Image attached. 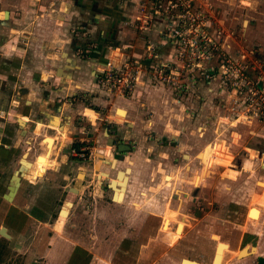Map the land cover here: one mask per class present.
Listing matches in <instances>:
<instances>
[{"label": "rangeland", "instance_id": "1", "mask_svg": "<svg viewBox=\"0 0 264 264\" xmlns=\"http://www.w3.org/2000/svg\"><path fill=\"white\" fill-rule=\"evenodd\" d=\"M228 1L232 2L233 11L239 1ZM217 5L226 11L231 4L227 7L224 0H217L214 6ZM1 8H12L13 16L12 19L5 18L3 13L0 19V225L6 224L17 230L19 238L7 240L0 234V264H180L182 257L210 262L216 244L212 237L214 233L230 246L224 252L221 264H257L258 257L264 255V203H255V195L259 196L264 189L261 184L264 182V146L255 144L249 132L248 139L243 134L230 133L222 114L223 100L218 82L209 87L203 82L191 94H178L174 91L163 93L158 88L160 83L149 79V83L155 84L153 89L131 101L139 110L143 108L136 114L138 119L146 120L140 126L127 122L125 125L113 121L107 123L103 114L98 116L97 113L95 118L87 120L81 112L85 111L84 107L96 109L97 103L105 106V100L112 101L107 93L101 92L106 95L101 96L96 92L90 59L94 57L101 61V58L110 57L115 46L130 54V45L135 42L136 35L145 38L129 22L131 6L123 0H0ZM258 18L264 33V19ZM242 19L246 17L241 15L235 23L237 31L233 30L225 39L226 43L233 42L234 51L241 44L245 48L255 47L259 54V47L251 43V37L246 39V31L241 30L244 28ZM250 20L255 26L258 19ZM249 32L256 35L251 29ZM50 39L56 41L54 47L58 51H62V43L67 46L65 57L71 64L68 71L71 76L66 77L73 78L70 80L72 87H69L73 92L66 97L67 105L73 109L60 114L62 118L68 115L67 119L71 120L68 125H71L69 133L73 138L63 146L60 144L68 156L66 162H57L54 148L49 165L43 166L45 145L41 136L55 135L47 128H57V124L48 126L46 122L42 126L41 117L27 107L30 95H22V91L23 88L44 89L43 96L52 99L55 108L56 101L65 98L53 94L64 82L48 80L40 83L33 77V66L49 59L47 49L54 48ZM138 44L137 50H141V41ZM1 54L9 58L11 64L5 63ZM6 66H9L10 74L3 78L6 73L1 71ZM41 92L39 95L42 96ZM217 114L222 116H218L222 130L216 129L217 123L213 122ZM23 115L27 116V122L21 124L19 118ZM51 116H55L54 113ZM36 118L41 123L39 133L34 131ZM148 120H152L150 124ZM166 123L168 132H164ZM243 125L248 129L257 127L255 123ZM78 127L81 129L77 130ZM81 135L85 137L83 140ZM106 135L115 137L114 141L106 142ZM261 137L264 139L263 134ZM220 138L226 139L233 155L231 161L238 168L244 161L254 163L253 167L247 164L246 169H239L234 177L226 178L219 177L225 170L222 165L214 164L196 184L195 176L202 174L206 162L213 163L217 156H225L215 152L210 154L213 142ZM118 143L131 147L119 150ZM72 147L85 148L87 157L79 158L71 152ZM129 152L147 158L142 160V168L148 178L141 179L142 184L137 183L125 198H122L124 189L120 187L123 181L116 180L119 187L115 188L113 199L109 181L117 170L128 167V162L124 161L125 157L118 158L113 165H109V161L114 156H128ZM251 152L254 162L246 160ZM198 153L199 157L202 153L206 155L200 159ZM24 154L31 162L38 155L33 162L35 168L27 178L19 172L20 184L8 200L5 194L9 193L15 171L23 169L20 159ZM99 169L107 173L100 174ZM173 171L174 178L168 181L171 175L167 173ZM164 174L167 175L163 177ZM66 185L82 188L75 193L67 190ZM64 198L72 204L70 211L64 206L63 211L69 212L60 224L57 220ZM252 204L261 210L256 219L247 215ZM173 210L176 213L170 216L168 231L175 229L178 220H184L181 235L164 230L161 231L167 236L158 234L163 216ZM246 219L248 228L243 232L242 225L237 223L242 224ZM53 223L59 231L55 232ZM155 234L156 243L170 244L161 253L153 251L146 243L148 237ZM246 244L256 246V249L238 256V247Z\"/></svg>", "mask_w": 264, "mask_h": 264}, {"label": "built area", "instance_id": "2", "mask_svg": "<svg viewBox=\"0 0 264 264\" xmlns=\"http://www.w3.org/2000/svg\"><path fill=\"white\" fill-rule=\"evenodd\" d=\"M123 1L132 9L130 24L141 32L156 30L158 42L170 55L149 66L125 52L106 58L96 73L103 91L130 93L141 75L178 94H191L203 82H218L224 119L264 128V61L255 47L228 50L225 39L233 30L214 18L205 0ZM3 13L0 10L1 18ZM147 46L153 49L155 43L148 41ZM71 152L87 157L82 147H72Z\"/></svg>", "mask_w": 264, "mask_h": 264}, {"label": "crops", "instance_id": "3", "mask_svg": "<svg viewBox=\"0 0 264 264\" xmlns=\"http://www.w3.org/2000/svg\"><path fill=\"white\" fill-rule=\"evenodd\" d=\"M216 1L217 0H205V2L208 3L209 8H210L211 13L214 16V18L216 20H219V22L222 23L224 26H230V28L232 30L237 31V26L235 27V23L238 21V19L241 17V15L246 17V19H242V24H244V28L241 29V30L246 31V36H245L246 39L251 37V39H252L251 43L255 44L256 47H259V50H260L259 56L264 61L263 52H262V50L264 49V33L261 31L260 24L258 25V22H260L258 17L264 19V0H237L239 2L236 3L235 6H237V7H235V9L233 11H231V8H232V2L231 1H230L231 2L230 3L228 0H224L225 5L227 7H228V5H227L228 3L231 4L230 5V9H228L226 11L223 10L222 7H218V5L214 6V2H216ZM240 4H244L245 6H241ZM4 5H7V4L5 3ZM220 5H222V4L220 3ZM238 8L240 10H242L244 13H241ZM5 9L9 10V18L12 19L13 9L12 8H1L0 10H5ZM256 17H257L258 20H256L257 22H256V24L254 26L253 24H251L254 21L250 20V18L255 19ZM0 19H1V14H0ZM233 27H235V28H233ZM250 29L253 32L255 31L256 35H253V34L251 35V33L249 32ZM141 34H144L143 35L145 37L144 40L140 39V37L137 38L138 35H136V38L134 40L135 42L132 45H130L132 47V53H130V55H132V57L138 59L142 63V65H144V66L152 65L155 61H164L165 59H167L169 57L170 51H169V49L166 46H163L162 44H160L158 42V39H157V36H156V30H154L152 28L150 31L141 32ZM235 40H236V38H235ZM243 40H245V39H243ZM138 41H141V50H137V48H140L139 47L140 45L138 44ZM148 41H152L153 43H155V47H153V49L149 48L147 46ZM49 42L51 43L50 45H52L53 47L57 46L56 43H54L56 41H52L50 39ZM1 45H3V44H1ZM227 45H228L227 46L228 50L234 51L233 50V47H234V43L233 42L229 41L227 43ZM240 46H243V45L241 44ZM55 47L54 48L48 47L46 53H48V55L50 54V56L47 55L49 59H45L41 63L40 62L38 64L36 63L37 65L33 66V69H34V70H32L33 71V75H34L33 77H34V79H36L40 83L44 82V81L46 82L48 80H54V82L59 81V83H61V84L64 82V84H62L61 87H58L57 91H55L53 94H54V96H55V94H58L60 96L63 95L65 98L64 99L63 98H59L58 101H56L57 102L56 103L57 106L55 108L54 105H53V102L51 103L52 99L48 98V96L47 97L43 96L44 95V91H42V90H44V89H40V90L32 89V90H30V89H24L23 88L22 95H26V94L30 95V99L29 100L25 99V101L27 100L28 103H29L27 105V107L30 108V110L35 111V114L36 115L38 114V116L41 117L40 119L42 120V123H43L42 126L44 124H46V122H47L48 126L51 123L57 124V128H54V127L47 128V129L53 131V133H55V135L45 134V135L41 136V139L43 141H45L46 138L52 137L54 139V142H53L54 144H53V147H52V150H51L50 154L52 152H54V148H56L55 152H56V159H58L57 162H61V161L62 162H66L68 156H67V154L64 151H62V148H63L62 144L66 143V142H69V140H71L73 137H72V134L69 133L71 125H68V124H70L71 120L67 119L68 115H64L66 117L62 118L61 114H65V112H67L66 110H68V109L69 110L73 109V106H68L67 105L69 100L66 97V95L71 94L73 92L72 89H71V91H69V87H72V83L70 82V80H73V78L72 79H68V77H66V76H68V74H70V72H68V71H69L70 66H71V64L67 61V59L65 57L68 54V51L66 49L67 48L66 43L65 42L62 43V45H61L62 51L56 50ZM115 48L116 49L112 50V54L110 56L115 57V58H119L120 54L122 52H124V51H122V49L117 47V46H115ZM154 52H156L157 55L154 54ZM1 58H2L3 61H6L5 63L8 62V65H9V63L11 64V62L9 61V58L7 59V57L6 58L2 57V54H1ZM105 59L101 58V61H100V59H97V58H94V57L90 59L91 66H93L92 69H90L91 70L90 73H91V76L93 78H96V73H97L98 67L101 65V63ZM37 69L39 70L38 72L36 71ZM9 71H10L9 70V66H6L5 69H2V71H1L2 74L6 73V76L3 75L2 77L3 78H8V74H10ZM11 76H12V78L14 77V75H11ZM69 76H71V74ZM139 78L140 79L136 82V85H135L134 89L129 94L108 93L106 91H103L99 87L98 84H95L97 86L96 87L97 88L96 92L99 93L101 96L105 95L103 93H107L108 96L111 97L112 101L105 100L106 101V103H105L106 105L105 106H102L101 105L102 103H97V107L98 108H96V109H94L92 107H84L83 110L85 109V111H81V112H83V117L87 116L86 119L90 120L89 118H92V119L95 118L96 117V113H97L98 116L103 114V119H104V121H107V123L113 121L114 123L116 122L118 124H121V125L124 124L125 125V122H127V123H129V125L133 124L134 126H140V124L146 122L145 119L144 120L138 119V116H136V114H138V113L140 114L139 111H141L143 108H141V110H139L138 106L135 105L132 102L135 101V98H136L137 95L145 94L144 91L147 92L148 89H153L152 86H154L155 84L152 85L151 82L149 83V81H148L149 78L146 77V76H140ZM36 80H34V82ZM95 83H97L96 80H95ZM204 83H206V82H204ZM206 84H207V87H209L208 85H212L210 83H206ZM76 86H79V85L77 84ZM158 88L161 91L163 90L162 91L163 93L173 92L171 87H169L167 85H164L162 83H160L158 85ZM39 91L40 92L42 91L41 92L42 96L39 95ZM56 92H60V93H56ZM101 92H103V93H101ZM50 103L52 104V106H50ZM131 104H134L133 107H130ZM140 104L143 105V102H141ZM67 106H68V108H66ZM214 107L217 108L218 106L216 104H214ZM20 109L24 110V107L21 106ZM125 112H126V115H125ZM53 113H54L55 116H51V115H53ZM29 115H31V114L29 113ZM36 115H35V117H37ZM133 115H135V116L133 117ZM218 116L222 118L221 114H217V115L214 116V120H213V122L217 123L216 129L217 128L219 129L220 128V124H221V122L220 123L218 122ZM20 118H22L24 120V123L27 122V116L23 115ZM126 118L128 119V121L125 120ZM149 121L150 120H148V123L150 124V122L152 120L150 122ZM67 122H69V123H67ZM24 123H21V124H24ZM227 124L228 125H225V126H227L228 130H230V133H231V131L232 132H237V133L245 135L246 138L248 139L247 132H249V136L254 142H256L255 144H261L262 143V146H264V139L261 137L262 134L264 136V128L257 126V127H251V128L249 127V129H248V126H245L243 124H237L236 125V124L229 123V122H227ZM33 125L35 127V130H34L35 133L36 132L39 133V131L41 129V123L37 120V118L35 119V123ZM165 125H166V131H164V132H168L167 128L169 127V125L167 123ZM80 129L81 128L78 127L77 130H80ZM220 130H222V129L220 128ZM255 133H256V136L254 135ZM257 133L261 134V135H258ZM107 137H108V135H106L104 137L105 141H106ZM84 138L85 137L83 135H81L80 139L83 140ZM226 143H227V141L224 138H220L217 141L213 142V145L211 146L210 153L211 152H215L216 155L224 154L225 156H217L215 158L216 159L215 163L218 164V165H222L223 168H225L226 166H230L231 168H233L232 172L236 171L235 173L237 174L239 169H246V165L248 163H247V161L243 160L244 161L243 164L241 165V167L238 168L231 161V158L233 157V155H232V152L229 150V146H227ZM60 144L62 145L61 146L62 148H60ZM44 152H45V149H44V151L42 153H44ZM42 153H39L38 155H40ZM50 154L48 156L47 162L45 164H44V162H42L43 166H48L49 165ZM199 154L200 153H198V157H199ZM38 155L35 157L33 162H35V160L38 157ZM205 155L206 154L202 153L199 158L202 159V158L205 157ZM262 155H264V152L262 153ZM252 156H253V152H251L248 155L246 160L251 159L254 162V159H253L254 156L253 157ZM124 157H125L124 161L128 162V169L125 170V172L127 173L128 178H127V181H126L125 191H124V193L122 195V198L123 197L125 198V196L128 195L130 193V191L134 188V186L135 187L137 186V183L142 184V180L144 181V180H147V178H148L147 173L146 172L144 173V168H142V160L147 159L143 154H137V153H134V152H129V155L128 156L126 155ZM218 160L221 161V162H217ZM30 161H32V160H30ZM102 161H104V160H102ZM103 163L104 162L100 163V165L103 164ZM98 164L99 163L97 162L95 164L96 165L95 167H97ZM253 164H248V165L253 167ZM174 172L175 171H173L171 173H168V174L171 175V179L172 180H173L174 175H175ZM219 177L231 178V177H228V176H223V174L220 175ZM149 179H150V177H149ZM151 179H152V177H151ZM68 186L72 187V185H68ZM73 187L77 188L78 192L82 188L81 186H80L81 188L78 187V186H73ZM85 187H86V185H85ZM231 187L233 188V186H231ZM148 190L144 192L145 195L148 194ZM140 192H142V191H140ZM64 199L67 200L66 198H64ZM70 203L72 204L71 201H70ZM59 212H60V210H59ZM247 212H248V209H247ZM260 214H261V210H260ZM260 214H259V216H260ZM247 215H248V213H247ZM237 222L238 221H236V223ZM53 224H54L53 228H54L55 232L59 231V230H57L55 228V223H53ZM237 224L242 225V231L246 232V229L248 228V227H246V225L248 224V220L247 219L242 224L240 222H238ZM2 225H4L6 227V231L9 232L8 234L10 235V237H6L4 235L3 236L7 240L13 239V240L17 241L18 238H19L18 237L19 232L17 230L12 229L10 226H8L6 224H1L0 226H2ZM161 230H162V227L158 228L157 229V233L160 234V235H165V233L163 231H161ZM183 230H184V228H183ZM167 232L174 233L175 229L167 231ZM155 236H156V234L154 236L148 237L146 243L153 251H155L157 253H161L163 251V249L167 248L168 245H170V244L169 243L168 244L167 243H156L155 242V238H156ZM165 236H167V235H165ZM177 236H176V238H177ZM150 240H151V242H150ZM227 243L229 244V242H227ZM246 245H242L241 247H238L237 251L240 248H242V247H244ZM255 248H256V246H255ZM229 249H230V246H229ZM237 251H236V254H237Z\"/></svg>", "mask_w": 264, "mask_h": 264}, {"label": "bare ground", "instance_id": "4", "mask_svg": "<svg viewBox=\"0 0 264 264\" xmlns=\"http://www.w3.org/2000/svg\"><path fill=\"white\" fill-rule=\"evenodd\" d=\"M19 121L21 123H24V120L22 118H19ZM45 141H46L45 142V153H44L45 156H44V159H43L44 164L48 160V156H49V154H50V152L52 150L53 144H54L53 143L54 142V139L52 137H49V138H46ZM21 167L23 169H22V171H20V173L27 178V177H29L32 174L31 173V170H32V168H35V165H34L33 162H31L28 159H26V154H24L21 157ZM118 179L120 181H123V176L120 175L118 177ZM19 182H20L19 171H15V173H14V175L12 177L11 183L9 185V193H6L5 194V197L7 199H9V200L12 199V196L15 193V191H16L18 185H19ZM261 184L264 185V182L261 183ZM255 199H256V202L255 203H257V204H263L264 203V189L259 194V196H256L255 195ZM70 205H71L70 201H68V200H65L64 201L63 206L60 209V212H59V215H58L59 220H57L60 224H62V221H63V219L65 218V216L67 215V212H68V211L67 212L66 211H63L64 206H66L67 207V210H69ZM65 212H66V214H65ZM175 213H176V211L173 210V211H170L169 212V215L167 214V215L163 216V221H162V226H161L162 227V230L168 231L170 229L169 228L170 216H173ZM259 214H260V209H259V206L258 205L252 204V205L249 206V208H248V216H250V218L256 219V218L259 217ZM177 220L178 219L176 218V221ZM185 224H186V222H185ZM183 228H184V220H178L176 222V226H175V233L181 234L182 231H183ZM212 237L216 240V248H215V251H214V254H213L212 262L210 264H221L222 258H223V255H224V252L229 249V244L227 242H225V241L220 240L217 234H213ZM248 246L249 245H246L244 248H240L241 250L239 249L237 251V255L238 256H242V255L246 254L249 251L247 249ZM252 247L254 248L255 246L252 245L251 248ZM215 254H216V257L214 258ZM191 260H194V259H191ZM199 263L200 264H203L201 262H199ZM181 264H190V263H188V262L185 261V262H183Z\"/></svg>", "mask_w": 264, "mask_h": 264}, {"label": "flooded vegetation", "instance_id": "5", "mask_svg": "<svg viewBox=\"0 0 264 264\" xmlns=\"http://www.w3.org/2000/svg\"><path fill=\"white\" fill-rule=\"evenodd\" d=\"M114 138L115 137H107L106 138V142L108 141V142H110L111 140H112V142L114 141ZM44 142V144H45V142L46 141H43ZM119 144V143H118ZM118 144H117V149H118ZM129 145V144H128ZM131 147V146H130ZM129 147V148H130ZM128 148V149H129ZM110 155H111V153H109ZM211 154V153H210ZM121 155H118V157L116 158L115 156H114V158H112L110 161H109V165H113V164H115L117 161H118V158L120 157ZM27 159V158H26ZM120 159V158H119ZM123 159H124V156H123ZM20 164H21V159H20ZM214 164H216L215 162H210V161H208V162H206V164L204 165V167H203V169H202V174L200 173V175H196L195 176V179H194V182L196 183V184H198V182L200 181V179L202 178V176L206 173V171H207V168H209L210 166H213ZM225 170H224V173H222L223 174V176H228V177H234L235 175H236V171H234V172H232V169L233 168H231L230 166H226L225 168H224ZM124 170V169H123ZM98 173H105V171H103V170H98ZM107 173V172H106ZM124 173L127 175V173L124 171ZM97 174V173H96ZM168 174V173H167ZM167 174H164L163 175V177L165 176V175H167ZM101 176H103V175H101ZM120 176V175H119ZM118 175H117V172L115 173V177L113 178V179H110V183H109V186L111 187V189H112V191H113V195L111 196V198H113V199H115L114 198V195H115V188L116 187H119V184H117L116 183V180H119L118 179V177H119ZM123 176V175H122ZM127 178H128V176H127ZM98 179V178H97ZM172 179H170V180H168V181H171ZM113 181V185H114V187H112L111 186V182ZM127 181V180H126ZM121 186V185H120ZM73 187V186H72ZM71 187H69V186H67V190H71L70 189ZM73 188H75V187H73ZM77 189V188H76ZM124 191H125V189H124ZM75 193H78V189H77V191L75 192ZM64 201H65V199H63L62 200V204H61V207H62V205H63V203H64ZM248 213V212H247ZM250 217V216H249ZM165 231V230H164ZM178 235H180V234H178ZM245 247V246H244ZM244 247H242V248H244ZM215 248H216V245H215V247H214V251H215ZM255 248V247H254ZM254 248H251V245H249L248 246V252L246 253V254H248L249 252H251ZM241 250V249H240ZM213 254H214V252H213ZM213 254H212V257H211V260H210V262H202V261H199V260H196V261H198V262H201V263H203V264H210L211 262H212V259H213ZM182 258H186V257H182ZM182 258H181V260H182ZM130 259V258H129ZM188 259H192V258H188ZM181 260H180V264L182 263L181 262Z\"/></svg>", "mask_w": 264, "mask_h": 264}, {"label": "water", "instance_id": "6", "mask_svg": "<svg viewBox=\"0 0 264 264\" xmlns=\"http://www.w3.org/2000/svg\"><path fill=\"white\" fill-rule=\"evenodd\" d=\"M4 16H5V18H8L9 17V10L8 9H5L4 10ZM130 147V145H128V144H124V143H119L118 144V149L119 150H126V149H128ZM120 159H123V156L121 155L120 157H119ZM126 169H128V167H126L124 170L123 169H119V170H117V175L119 176V175H123V182H122V184H121V186L120 187H122L123 189H125V185H126V180H127V175L126 174H124V171L126 170ZM16 171H19L20 172V170H16ZM111 186L112 187H114V185H113V181L111 182ZM72 191H74V192H76L77 191V189L76 188H73V187H71L70 188ZM0 234H2V235H4V236H6V237H10V235L6 232V227L4 226V225H2V226H0ZM253 248V247H252ZM256 249V248H255ZM250 253V252H249ZM216 257V254H215V256H214V258ZM188 262V263H190V264H200L199 262H197L196 260H190V259H188V258H182V260H181V262L183 263V262ZM257 264H264V256H259L258 257V259H257Z\"/></svg>", "mask_w": 264, "mask_h": 264}]
</instances>
